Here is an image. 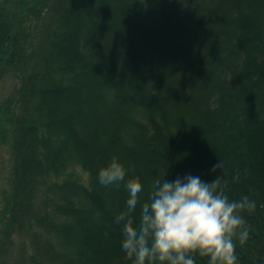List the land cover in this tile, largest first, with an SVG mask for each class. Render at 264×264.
I'll return each mask as SVG.
<instances>
[{"label":"trees","instance_id":"obj_1","mask_svg":"<svg viewBox=\"0 0 264 264\" xmlns=\"http://www.w3.org/2000/svg\"><path fill=\"white\" fill-rule=\"evenodd\" d=\"M92 1L96 0L36 1L35 5L44 3L41 7L43 15L39 18L33 30L37 32L28 45L22 42L24 36L20 28V24L22 25L25 17H15L17 7H20L24 0L5 3L4 6L0 7V73L13 67L12 70L15 73H19L21 81V91L19 92V97L15 100V110L12 113L7 112L5 109L2 110L0 115H3V117L0 118V121H7L12 116L9 126L13 129V172L19 187L30 186L29 195L32 193V188L40 185L45 178L62 171L66 164L71 161V156H74L83 166L96 164L94 163L96 161L100 168H104L106 163L109 162L110 143L113 142V137L109 133L108 128L100 126L94 128L92 132L91 119L88 122L87 120L83 122L79 121V116L75 117L79 111V115L87 112L88 109H91V105L81 103L78 106L81 96L76 98L79 93H72V89L80 85V79L83 77L79 74V70L86 69L85 63L87 61L91 62V59L96 54V49L90 46V37L87 38L84 35V31L88 29L87 24L90 25V18H98L97 12L94 9L91 10L92 4L90 2ZM141 1L145 0H135L126 13L130 27L137 32L136 37H140L139 35L142 33H150L147 41L145 39L138 40V42L143 43L146 53L138 55L134 48L135 46H126L133 52L128 51L131 54L126 56L121 50L123 57L120 66H126L127 61H130L131 64V62L134 63L135 59L141 60L140 58L145 57L149 62V66L157 68L164 62V59L156 57L154 58L155 60H149L152 55L151 51H154V48L152 50L151 47L152 41L159 47L163 46L166 49L172 48L170 46L172 43L179 46L183 43L180 38L185 32H192L193 25L204 23L201 19L206 14L211 15L215 18L204 23L208 27L207 30L218 33L219 28L225 26L230 30V33L226 36V40L229 42L234 37L237 38L238 34L241 36L245 35L244 37L248 39L247 42L243 43L244 46H241L237 41L231 46L235 54L233 58L235 60L232 65L234 68L228 67L225 63H220L217 60L219 54L214 46L216 40H213L214 44L212 41L213 47L202 44L206 45L208 52L201 47V44L195 41L193 49L187 47V43H183V52H187L185 59L190 54H193L194 61L191 64H194L195 67L186 71L184 67L185 72L174 74L176 78L170 76L169 78L175 79L179 86L190 92H200L206 87L208 91H213L211 88L217 89L218 86L212 85L211 81L223 79L222 81L225 83L223 88L226 94L229 95L227 99L233 98V92L239 90L242 92L239 102H252L256 92V89L252 86L253 79L264 73V63L262 62L264 59V37L262 36L261 27L254 21V17L261 15L264 9V0H248L247 4L241 7L243 9L236 6V0H234L235 4L233 5L231 0H146L150 7L144 14L140 13L141 11L136 6ZM180 1L186 6L184 11H180L177 8V4ZM26 5H31V7L26 8L27 11L34 6L31 3ZM94 5L95 3L92 6L93 8ZM171 12L175 13L174 17H171ZM35 13H32L33 17H35ZM104 19L109 23L110 17ZM92 27L95 30L100 28L96 23ZM182 29L184 30L180 31ZM117 34V32H113L111 37ZM250 35H253L252 40L248 37ZM36 38H39V40L35 41ZM125 43L132 42L128 41ZM256 47L258 51L252 54L249 50ZM84 48L87 49L89 54H94L93 58L85 56ZM105 50L112 62L113 60L114 62H119L118 60L116 61V58L114 59L117 52L113 48H105ZM214 52L217 53L216 56H214ZM197 54L202 60L197 57ZM254 54H259L261 59L256 60ZM203 59L208 62L209 67L205 66L204 68L202 66L201 61ZM101 61L103 62L102 58ZM240 61L241 63L243 61V65H240ZM176 65H179V62ZM106 69V67L100 66L99 70L95 71L94 74L106 73ZM150 73H152L154 79L156 78L157 83L153 86L154 89L165 95L171 89L167 88L169 83L167 77L162 80V77L159 78L153 70ZM214 75H217L215 79H213ZM116 84L108 86L109 105L114 104L115 107H121L124 100ZM209 85L213 87L210 88ZM165 86L166 89H164ZM86 88V94L94 90L92 86H86ZM136 91L137 93L129 92L131 98L139 101L143 97L144 101L146 87L136 85ZM82 93L83 90L80 95ZM28 101H30V104L26 105ZM219 102L223 103L221 99ZM65 104L74 107L73 115L71 110L67 115L58 118L56 109L58 106L60 108L65 106ZM95 106L97 107L96 102ZM249 110L252 111L245 114V120L239 123L236 120L233 121L230 116H225L219 108L210 112L211 116L208 117L206 115L198 121L201 135L208 134L207 136L209 137V131L212 134L218 133L221 126L223 128L226 127V130L233 131L236 139L228 137L224 144L220 143L226 146H220L222 152L217 150V146L214 143L199 144L196 141L189 142L186 140L181 145L174 146L173 140L175 138H170L169 129L181 131L186 130L185 126L175 122L168 123V118L163 115L154 118V114L145 107V104L140 105L141 112L133 118L134 120L132 119L130 124H128V128L130 133H132L133 131L144 130L142 124L154 125V135L152 144H150L151 151L147 147V150L143 152L145 154L149 153L151 157L155 156L160 159L165 165L168 176L175 175V180L177 178L183 180L187 175L191 174L194 177L203 178L206 183H211L218 176L222 177L224 174V179L228 181L225 192L230 200L239 201L243 196H247L249 200L254 201L256 204L252 213L247 215L244 214L245 211L242 213L246 226L250 225L255 230L259 228L262 230L264 229V222L261 223L259 214L262 213L264 216V119H262V116L260 117V114L254 113L253 106ZM63 112L65 114L68 110H63ZM219 113L221 116L217 119L216 116ZM24 119L28 121V124L23 123ZM183 119L186 120L185 118ZM54 120L56 122L53 125L52 122ZM108 121L112 125L116 123L111 117L108 118ZM163 123L168 134H164ZM62 124H65L63 126L69 128V130H61L60 126ZM93 124L95 125V123ZM234 124L238 128H235ZM226 125H229L228 127L230 128ZM70 126H74L78 130L76 131L80 133L81 141L71 137L73 130L71 131L72 128ZM31 128L36 133H39L40 136L33 135L32 137L29 134ZM89 128L90 133L88 135L93 134V141L87 140V137H82L87 136L86 130H89ZM187 131L192 132V130ZM178 137L183 140L182 136ZM99 138L101 139L96 141ZM33 145H38V147H33ZM44 150L47 151L46 154ZM58 154L64 156L63 162L56 160ZM197 160L202 163L200 168L195 164ZM219 160L223 163V173L222 170L217 169L215 172L219 175H216V177L210 176L209 178L206 177L208 175L198 174L200 171L203 172L205 166H208L207 163L211 162L216 165ZM237 171L240 173V178L235 181L233 177ZM89 184L90 189H87L90 191L88 193L91 196L93 195V198L95 193H100L103 199L105 198L104 196L110 195V203L113 202L112 199L114 197H117L116 193H118L119 198H123L121 190L118 191L114 186L106 187L102 185L93 174L90 177ZM110 191L113 192L110 193ZM96 196L98 197V194ZM90 202L89 206L83 210H75L73 205H66L62 208L63 212L70 218L68 222L50 223V219L41 218L38 221V226L46 229L52 236L66 238L68 243L63 242L68 244L70 248H75L76 252L72 255L71 262H69L71 264H92L91 259L94 257L97 262H100L99 264H132V260L128 259L126 253L122 250V225L112 223L109 228H106L108 229L107 233L103 234L101 228L96 229L95 227V229H92V227H87L88 224L83 223L89 219L92 220V223L98 221V218H96L97 207L92 203L91 199ZM48 205L54 208L51 204ZM109 212L111 213L112 211ZM139 213L140 204L138 203L134 213L137 223L139 221ZM114 214H118V211L116 210ZM95 225L98 224L96 223ZM248 232L249 237L244 244L256 243L257 241L253 239L252 233L249 230ZM239 244L237 240L236 245ZM88 245L94 246V251H90ZM53 257H56V255L53 254ZM195 259L196 264H204V260L207 263V258L200 259L197 255ZM97 262L95 261L94 264H97Z\"/></svg>","mask_w":264,"mask_h":264},{"label":"rangeland","instance_id":"obj_2","mask_svg":"<svg viewBox=\"0 0 264 264\" xmlns=\"http://www.w3.org/2000/svg\"><path fill=\"white\" fill-rule=\"evenodd\" d=\"M16 1L18 0H0V7L4 6L5 3H13ZM36 1L38 0H24L23 4L16 9V18L25 17L22 25L20 24V28L24 36L22 42L25 45H28L33 40L37 32H34L33 30L35 29L39 18L43 15V9L41 7L44 5V3H38L37 5H35ZM134 2L135 0H96L90 2L92 6L95 3L94 8L91 6V10L94 9L97 12L96 15L98 18H90V25L87 24L88 29L84 31V35H86L87 38L90 37V46L96 49L95 55L102 58L105 64L111 63L113 67L117 69L122 67L120 66L121 59L123 57L121 50L116 48L115 46L113 47L114 51L117 52L116 57L114 56V59L116 58V61L118 60L119 62H114V60L112 62L111 58H109V54H106V50L104 48L105 44H103V40L99 37L103 36L102 38L108 37V39H115L122 33H127V29L130 27V24L126 12L129 11L130 6L134 4ZM25 3H31L34 6L31 10L27 11L26 8L31 7V5H26ZM136 6L141 11L140 13L143 14L150 7L146 0L141 1L140 3L138 2V5L136 4ZM33 12H36L35 17H33L32 15ZM29 15L31 16L29 17ZM174 15L175 13L171 12V17H174ZM109 17L110 21L109 23H107L104 18ZM95 23L100 27L98 30H94L92 27V25L95 26ZM92 32H96V34L94 35L92 34ZM113 32H117L118 34L114 37H111ZM139 36L140 37H136L138 38L136 40L145 39L147 41L150 33H142ZM37 39L39 40V38H36L35 41ZM136 40L134 42H137ZM170 46L172 47L171 49H175V51L178 50V47L173 43ZM183 49L180 50V52H183ZM83 51L86 57L93 58L94 54H89L87 49ZM186 53L187 52L185 51L184 55ZM258 59L261 58L259 57ZM240 65H243V61L242 63L240 61ZM12 69L13 67H11L10 70L0 73V112L5 109L7 112L12 113L15 110V100L19 97V92L21 91V81L19 79L20 75L19 73H15ZM167 76L170 75L167 74ZM172 76L176 78L174 73L172 74ZM216 76L217 75H214L213 79H215ZM105 78L107 77L105 76ZM167 79L169 81L167 88H171L170 90H172V82H170L171 79L169 77H167ZM218 80L220 79L211 81V84L216 87L218 84ZM222 80L220 81L224 86L225 83ZM260 82L262 85L260 84L258 87H255L256 92L254 94V97L252 98V102L254 104V107H256L253 110L257 114H260V117L262 116V119H264V73L263 75L260 74L258 78L253 79V85ZM211 87L213 86H210V88ZM164 89H166V86L164 87ZM182 90L183 89L181 88L178 90L179 95ZM207 91L208 88L206 87L202 89L198 94L200 95L203 94V92ZM81 92L82 91L80 90L78 92L79 94H77L76 97L80 98L81 96L77 105L80 106L81 103L87 102L88 100L92 99L90 103L91 109H88L87 112H83L80 115L79 111L77 113V116L75 117L79 116V121L85 122L87 120L88 122L90 121L89 119H91L90 110L94 112H97L98 110L95 106V98L97 92H94L93 90L90 93L86 94L87 88L83 89L82 95H80ZM185 92H187V90H184L182 94ZM101 103L105 104L113 111L121 108L123 110L129 107L124 104V101L121 104V107H115L114 104L110 106L107 102ZM60 109H63L65 111L68 110V112L64 114L63 110ZM56 110L58 118H61L63 117V115H67L71 110L72 113H70L73 115L74 107L72 105L65 104V106H61V108L60 106H58ZM176 112L177 111H174V109L170 111L168 115V117H170H167L168 123L175 122L183 125L182 122L184 121V119L182 117H179V114L176 115ZM228 113H225V116H229ZM110 115L112 116V113H110ZM206 115L208 117L211 116V114L208 112L206 113ZM219 116H221L220 113L216 116V118L219 119ZM1 117H3V115H0V118ZM11 117L7 121H0V264H61L62 261L67 264H71L69 262H71L72 258H68L69 262H67L65 261L67 258L63 255L68 252L70 253V255L75 254V248H70L62 243L61 240L68 243V240L66 238L62 237L60 239L59 237L52 236L46 229L38 226V221L41 218L50 219V223L68 222L70 218L63 212L62 208H64L66 205H73L75 206V210H83L89 206V204L91 203V199L92 203L97 207L96 218H98V221L92 223V220L89 219L85 220L83 223L88 224L87 227H92V229H95V227L96 229L101 228L103 234H106L108 231V229L106 228H109L112 223L115 224V217L122 211H126L125 204L129 196V193L125 188V183L127 182V180L138 178L142 183L144 190L139 195L140 205L148 202L149 195L155 182H162L164 179L169 182L175 181L174 175H171L170 177L168 176V172L165 170V165L161 162L160 159L155 156L151 157L149 156V153L145 154V152H143L147 150V147L148 150L151 151L150 144H152V138L154 135V125L142 124L144 130H137L133 131L132 133H130V131H128V133L125 132L124 134L117 136V138L110 143L112 145L109 154L110 161L114 157L117 158L126 170L125 180L123 182H120L118 187L116 185H111L116 187L118 191L121 190V193H123V198H119L118 193H116L117 197H114L112 199L114 202V208L107 209L110 205V195L107 197L104 196V200L100 193H95L94 198L93 195L91 196L88 193L90 190H88L87 188L90 189L89 182L91 175H95L97 180H99L98 173L101 168L99 167L97 162H94L96 164L83 166L77 161L74 156H71V161L66 164L65 168L62 169V171L56 174H51L48 178H45L40 185L32 188V193L31 195H29V192L31 191L30 186L28 185L25 188L19 187L18 181L15 179V173L13 172V129L11 126H9V123L12 120ZM153 117L155 118L157 116L154 115ZM111 118L114 122H116V119L114 117ZM191 120H194V118L191 117ZM229 125L226 126L228 127ZM92 126L93 132L94 128H96L98 125H94L92 121ZM108 126V124H105L103 127L108 128ZM234 127L238 128L235 124ZM224 128L226 134L225 138L219 139L216 137L215 139L211 140H207V134L201 135V128L198 129V133L200 135H197L196 131H192L190 133L187 130L176 131L172 128L169 129V132L171 133L170 138H175L173 140V142L175 143L174 146L181 145L182 143L186 142V140H188L189 142L196 141L199 144L214 143L216 146H218L220 145V143L224 144L228 137L230 139H234L236 137L234 136L233 131L229 129L226 130V127ZM75 130L77 129L75 128ZM163 131L164 134H168L165 129L164 123ZM86 132L87 136L82 137H90V135H88L90 133V128L89 130H86ZM178 136H182L183 140H181ZM100 139L101 138H99V140ZM115 152L116 154L112 156L111 153ZM110 161L106 163V166L110 163ZM198 174L201 175L203 173L200 171L198 172ZM112 192L113 191H110V193ZM97 194L98 197L96 196ZM48 204H51L54 208H51ZM105 205L107 206V208L104 207ZM116 210L118 211V214L115 215L114 212ZM109 211L112 212L110 213ZM96 223L99 226L95 225ZM40 239L42 242L41 244H38L37 241ZM53 249L57 251H54ZM88 249L90 251H94L95 248L94 246L88 245ZM53 254H55L56 257H53Z\"/></svg>","mask_w":264,"mask_h":264},{"label":"bare ground","instance_id":"obj_3","mask_svg":"<svg viewBox=\"0 0 264 264\" xmlns=\"http://www.w3.org/2000/svg\"><path fill=\"white\" fill-rule=\"evenodd\" d=\"M247 1L248 0H236V6L238 8H241L245 4H247ZM231 4L232 5L235 4L234 0H231ZM177 8L180 11H184L186 6L182 1H180V3L177 4ZM214 18H215L214 16L206 14L205 17L201 19V21L205 23L206 21L209 22L210 20ZM254 21L256 22V24H258V26L261 27L262 36L264 37V9L262 10L261 15H257L256 17H254ZM204 23H198V24L193 25L192 32H189V31L185 32L182 38L180 39H182L183 43H187V47L191 49H193L195 41L198 44L202 45L204 43L210 47H213V44H214L213 40H216L214 46L217 49L218 54H219V57H217V60L220 63H225L228 67L230 66L234 68L232 65H233V61L235 60L233 59L235 54L231 46L236 41L241 46L242 45L244 46L243 43L247 42L248 39L244 37L245 35L241 36L240 34H238L237 38L234 37L229 42L228 40H226L227 39L226 36L230 33V30L227 29V27L221 26V28H219L218 30V33H219L218 34L216 32L207 30L208 27ZM127 30H128L127 33L125 34L122 33L121 35H119V37L115 39H108V37L102 38L103 36H100V37L98 36V37L103 40V44H105L104 48H113L115 46L116 48L122 50V52L125 53L126 56L127 55L129 56L131 54L129 52H133L129 48L126 47V46H131V45L135 46L134 48L138 55L145 54L146 51L144 50L143 43H140L138 42V40H136L135 30L132 27H129ZM183 30L184 29L180 31H183ZM92 34L95 35L96 32H92ZM253 35L248 36L249 39L252 40ZM135 40L137 42H134ZM128 41H131L132 43H125ZM212 41H213V44H212ZM151 43H152L151 45L152 50L154 48V51H151L152 55L149 58V60L150 61L155 60L154 58L156 57L160 59H164V62L160 64L157 68L149 66L148 60L145 57H143V58H140L141 60L135 59L133 61L134 63L131 62V64H130V61H127L126 66L124 67L122 66L121 68H119L121 70L120 71L119 69L114 68L111 63L105 64L101 61L100 57H98L97 55L95 56L93 55L94 58L91 59L93 63L91 60H90L91 62L87 61L85 63L86 69L79 70V74L82 75L83 77H81L80 79V85L77 88L72 89V93L77 94L80 90L82 91L83 89H85L86 86H92L94 88V92H100L96 94V98H95L98 112H94L90 110L91 120L93 121V123H95L96 125L100 127H103L105 124H108L109 125L108 130L111 136L113 137V141L117 138V136H120L124 134L125 132L128 133L129 131L128 124H130L132 119L135 116H137L138 113L141 112L140 105H144V104H145V107L156 116H160L161 114H163L165 117H168L170 111L174 109V111H177L176 115L179 114V117L186 119L182 122L186 130L196 131L197 135H200L198 133V129L200 128L198 121L202 117H205L207 112L210 113L219 108V110H222V113L224 114L229 112L228 114L233 119V121L236 120V122L239 123L240 121L243 122L245 120L246 118L245 114H248L250 111H252V110H249L251 106H253V109H254L253 102H239L242 97V92H240L239 90H236V92H234L233 94L234 96L232 95L233 98L231 97L230 99H227L229 95L226 94V91L224 90L222 82L220 80H218L217 89L211 88V90L213 91L203 92V94L199 95L198 94L199 91L198 92L187 91L182 94L185 88L182 86L178 87L179 84L177 83V81H175V79L172 78L170 81L172 82V90L169 89L165 95H162L159 91L155 90L153 87L156 85L157 82H156V78L154 79V76L152 75V73H150L151 70H153L159 78L162 77V80H164L166 79V77H169L167 76V74H169L170 77H173L172 76L173 73L176 74L179 72H185L186 70H190L191 68H194L195 67L194 64H191V62L194 61V57H193V54H190L185 59L184 52L183 53L180 52V50L184 48L183 43L177 46L178 47L177 51H174V49H171L170 47H169V50L168 48L166 49L163 46H160L161 47L160 48L156 43H154V41H152ZM206 45H202L201 47L206 52H208L206 50ZM249 51H251L253 54L254 52L258 51V48L256 47L255 49H252ZM216 54L217 53L214 52V56H216ZM197 57L201 59L199 54H197ZM254 58L258 59L259 54H256V55L254 54ZM177 62H179V65H176ZM201 62L204 68L205 66L209 67V65L207 64L208 62L205 59H203V61ZM262 62L264 63V59L262 60ZM100 66H104L107 68L106 73L101 72L99 75H95L94 72L98 71ZM184 67H185V71H184ZM105 76L107 78H105ZM114 84H116V86L119 87L120 95L122 99L124 100V104L126 106H129L128 108H125L123 110L121 108V109H117L113 111L110 108H108L105 104L101 103V102H107L109 104L110 96H109L108 86H112ZM136 85H142V87H146V95H144V101H143V97L142 99L139 98L140 99L139 101L133 100L131 98V95L129 92L137 93ZM259 85L260 83H257L252 86L255 88V87H258ZM180 88L183 90L179 95L178 90ZM181 94L182 95L189 94V95L182 96ZM220 99L223 100L224 102L223 103L219 102ZM91 101L92 99L84 103L90 104ZM29 104H30V101L26 103V105H29ZM110 113H112V116L110 115ZM109 117H114L116 119V123L114 125H112L108 121ZM191 117L194 118V120H191ZM55 122L56 121L54 120L52 124L54 125ZM23 123L28 124V121L24 119ZM63 125L65 124H62L60 126L61 130L63 129L69 130V128ZM70 127L72 128L71 131L73 130L72 131L73 134L71 135V137L75 138L78 141H81L80 133H78L73 126H70ZM219 129H220L219 132L214 133V134H212L211 131H209L210 136L209 137L207 136V140L215 139L216 137L219 139L225 138L226 137L225 128L221 126L219 127ZM29 134L32 137L33 135L37 137L40 136V134L36 133L35 130L32 128L29 130ZM87 140L93 141L94 140L93 134H91L90 137H87ZM96 141H99V139H96ZM34 146L38 147V145H33V147ZM220 146L221 147H226V146L220 144L216 147L219 152H222V149H220ZM48 150H49V147H48ZM44 152L45 154L47 153L46 150H44ZM111 154L112 156H114L116 152L111 153ZM112 156H111V159H112ZM46 159L48 160L47 157ZM56 160L59 162H63L64 156L61 154H58L56 156ZM109 161H110V158H109ZM195 164L199 168L202 166V163L198 160L195 161ZM207 165L208 166H205L202 172L203 174L208 175L206 176L207 178H209L210 176L216 177V175H219L216 172L212 171L215 163L209 162L207 163ZM201 180L204 182L203 178ZM104 207L107 208L106 205ZM111 208H114V202L110 203L107 209H111ZM252 212L253 211L251 212L245 211L244 214L247 215ZM259 219L261 223L264 222V216L262 213L259 214ZM247 228L252 233L253 239L257 242L250 243V244L236 245V254L238 257V264H264V229L260 230L259 228L258 230H255V228L250 225H248ZM63 256L67 258L65 260L67 262H69L68 258H73L69 252ZM198 258L201 259L202 257L198 256ZM95 261L97 262L95 257L91 259L92 264H94ZM99 263L100 262H97V264ZM203 263L207 264L206 260H204ZM61 264H67V263L62 261Z\"/></svg>","mask_w":264,"mask_h":264},{"label":"clouds","instance_id":"obj_4","mask_svg":"<svg viewBox=\"0 0 264 264\" xmlns=\"http://www.w3.org/2000/svg\"><path fill=\"white\" fill-rule=\"evenodd\" d=\"M217 169L223 173L220 160L212 171ZM125 176L115 157L98 173L106 187H118ZM239 178L237 171L233 179ZM227 183L224 174L211 183L192 175L174 182L157 181L148 202L140 205L137 223L134 213L144 188L138 178L127 180L126 211L115 217V223L122 225L127 258L132 264H196L198 255L207 258V264H238L236 241L243 245L249 237L242 213L253 211L256 204L247 196L230 200Z\"/></svg>","mask_w":264,"mask_h":264}]
</instances>
